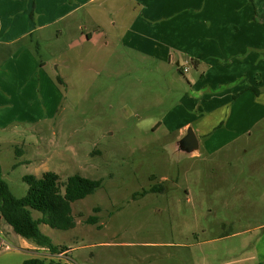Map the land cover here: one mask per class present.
<instances>
[{
    "label": "rangeland",
    "instance_id": "374dc122",
    "mask_svg": "<svg viewBox=\"0 0 264 264\" xmlns=\"http://www.w3.org/2000/svg\"><path fill=\"white\" fill-rule=\"evenodd\" d=\"M211 1L223 20L240 10L254 18L251 0H210L207 9ZM101 2L0 0V169L9 190L24 195L22 176L47 170L59 181L74 173L101 181L71 202L72 228L39 224L67 247L53 258L68 264H264V102L249 91L228 95L230 82L192 66L183 72L191 63L180 52L167 62L105 47L96 30ZM154 24L174 37L175 24ZM207 27L201 39L216 42ZM86 31L93 39L81 41ZM235 33L250 41L242 25ZM261 40L264 51V32ZM252 46L242 49L250 66ZM223 102L234 105L215 144L199 135L198 155L176 152L173 142L196 125L197 112ZM90 215L96 223L85 222ZM0 236V264L32 254L2 218Z\"/></svg>",
    "mask_w": 264,
    "mask_h": 264
},
{
    "label": "crops",
    "instance_id": "0c3cea01",
    "mask_svg": "<svg viewBox=\"0 0 264 264\" xmlns=\"http://www.w3.org/2000/svg\"><path fill=\"white\" fill-rule=\"evenodd\" d=\"M90 1L83 0V3L86 4ZM207 1L210 0H169L168 3L163 5L162 2L157 0H102L96 10L99 25L96 26V30L103 38L101 43L105 47L111 45L114 46L113 48L118 46L129 47L135 49L144 57L161 58L167 62L173 61V53L180 52L184 54L185 60L191 63L180 68L182 70L186 67L185 71L182 70L183 72H189L192 66L202 76L205 72L206 74L209 73V78L213 82L221 80L230 82L227 88L234 87L236 90H229V92H226L228 95L234 96L237 93L249 91L255 95L257 100L264 102V81L261 80L263 79L261 69H264V51L262 49L258 50L262 48V44H257L258 41L262 42L264 32V0H251L254 6L253 19L248 17V10L245 12L240 10L236 12V16L227 18V20L222 19V12L217 13L213 9V1L210 3V8L207 9ZM99 14H101L102 19H100ZM214 17L216 18L213 19ZM217 17L221 18L217 19ZM159 21L175 24V30L171 32L175 34L174 37L168 33L170 30L166 26H162V32H154V23ZM211 21H214V23ZM202 24L205 27L208 26L206 33L218 32L212 38L216 42L201 39L198 29ZM241 25L245 31L251 33L250 41L248 39L243 42L234 40L236 39L235 30H238ZM77 26L78 28L84 27L81 24ZM184 26H189L187 32L191 33L186 38L182 34ZM193 27H196V30ZM258 32H260L259 36H257ZM108 33L112 35L109 37ZM93 36L92 32L86 31L85 36L84 34L81 36V41L83 37L86 40H92ZM77 37L80 39V35L75 38ZM75 38L72 42L75 41ZM225 39L227 45L224 44ZM216 43L220 48H225L227 52H216L214 49L209 48L210 45ZM249 43L255 45L252 48H256L258 53L252 60L253 66L248 65L247 55L242 50L244 47L250 46ZM178 47H182V50ZM203 48H207V51L204 52ZM258 77L259 80H257ZM192 79L193 77L186 79L189 85L193 84ZM251 88H255L257 93ZM226 93L223 92L222 95H226ZM219 104L221 106H212L210 110L207 108L200 109L196 115L198 117L196 125L192 126L197 138L199 135L208 137L209 143L212 144H215L216 139H219L218 136H221L219 135L221 133L218 132L225 119L226 121L229 119L228 116L234 105L232 102ZM236 109L240 110L238 107ZM227 141L224 140L223 144ZM215 149L216 147L207 148L210 151ZM0 243H3L1 236ZM19 248L32 253L21 255V261L29 257H39L37 254L44 255L43 258H40L44 261L54 257L46 248L35 246L29 241H22ZM54 259H58V257Z\"/></svg>",
    "mask_w": 264,
    "mask_h": 264
},
{
    "label": "trees",
    "instance_id": "16d2710c",
    "mask_svg": "<svg viewBox=\"0 0 264 264\" xmlns=\"http://www.w3.org/2000/svg\"><path fill=\"white\" fill-rule=\"evenodd\" d=\"M255 93L256 89L251 88ZM27 184L26 192L22 196H14L6 181L1 177L0 169V216L8 223L12 230L21 237L29 240L38 247L56 255L67 249L65 245L54 244L50 237L39 229L44 223L52 228L68 229L75 224L71 214V202L94 192L100 185L99 179L71 174L64 181H59L57 173L47 170L40 176L25 174L22 176ZM150 190H154L151 187ZM32 210L40 214L32 215ZM98 211V207H93ZM97 216L90 215L86 223H96ZM19 264H68L61 259L51 258L48 262L38 257H29Z\"/></svg>",
    "mask_w": 264,
    "mask_h": 264
},
{
    "label": "water",
    "instance_id": "95a60500",
    "mask_svg": "<svg viewBox=\"0 0 264 264\" xmlns=\"http://www.w3.org/2000/svg\"><path fill=\"white\" fill-rule=\"evenodd\" d=\"M172 146L176 152L186 155L193 156L199 154V141L191 124H188L184 128L183 133L175 139Z\"/></svg>",
    "mask_w": 264,
    "mask_h": 264
},
{
    "label": "built area",
    "instance_id": "2783aa9c",
    "mask_svg": "<svg viewBox=\"0 0 264 264\" xmlns=\"http://www.w3.org/2000/svg\"><path fill=\"white\" fill-rule=\"evenodd\" d=\"M182 70H183V71H185V70H186V67H185V68H183Z\"/></svg>",
    "mask_w": 264,
    "mask_h": 264
}]
</instances>
